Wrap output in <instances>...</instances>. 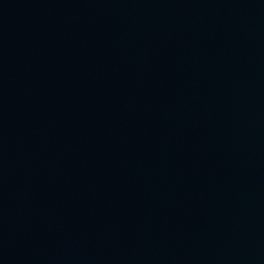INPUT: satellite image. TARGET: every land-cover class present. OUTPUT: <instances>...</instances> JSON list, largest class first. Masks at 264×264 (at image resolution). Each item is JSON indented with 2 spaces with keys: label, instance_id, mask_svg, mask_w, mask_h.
<instances>
[{
  "label": "water",
  "instance_id": "1",
  "mask_svg": "<svg viewBox=\"0 0 264 264\" xmlns=\"http://www.w3.org/2000/svg\"><path fill=\"white\" fill-rule=\"evenodd\" d=\"M0 264H264V0H0Z\"/></svg>",
  "mask_w": 264,
  "mask_h": 264
}]
</instances>
